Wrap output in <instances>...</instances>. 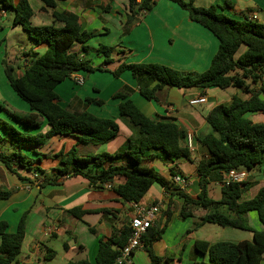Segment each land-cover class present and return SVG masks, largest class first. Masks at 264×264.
Returning <instances> with one entry per match:
<instances>
[{
	"label": "crops",
	"instance_id": "crops-1",
	"mask_svg": "<svg viewBox=\"0 0 264 264\" xmlns=\"http://www.w3.org/2000/svg\"><path fill=\"white\" fill-rule=\"evenodd\" d=\"M140 1L137 0L138 3ZM29 2L35 13L34 24L54 23L52 10L45 8L41 0ZM226 2H229V6H225L220 12L227 16L235 19L256 17L258 22L264 23V0H196L195 3L199 7L208 8L212 5L224 6ZM56 11L76 14L82 29L95 33L87 43L89 52L83 53L94 67L101 66L104 62V58L96 53L100 44L115 47L114 63L107 66L110 71L116 70L125 62L157 63L183 72L201 73L209 69L219 49L218 39L209 30L192 22L187 11L169 0H157L155 7L146 14L131 12L130 0H57ZM128 16L135 18L134 23L128 24ZM46 48L47 45L41 44L30 52L23 51L20 55L23 66L19 67L15 76L21 75L29 65L31 53L41 54L40 51ZM76 49L81 50V46ZM27 54L29 56H26ZM74 76H82L84 85L76 86ZM254 90L257 91L258 87H254ZM120 91L125 93L126 100H131L147 117L155 121H174L183 134L184 146H187L188 135H192L194 139L191 159L182 157L175 162H165L160 152L150 151L145 153L142 160V165L154 169L167 183L165 187L154 183L139 202L160 206V213L152 225L153 228H163L167 214L171 212L170 221L162 237L152 245L154 255L160 259L157 264H198L202 260L209 262L208 255L204 257L197 252V241L210 244L252 241L253 235L249 231L223 228L211 223L198 227L203 216L210 213L218 212L231 219H236L237 215L226 205L214 204L208 209L196 205L188 206L187 212L190 215L183 217L185 203L178 194L182 192L197 200L201 193L197 164L209 159L210 152L201 144L200 139L213 133L212 127L206 121L207 114L220 104L229 105L233 96L247 100L251 95L242 89L222 90L213 87L207 89L203 95L207 98L205 104L192 106L190 102L202 96L197 90L166 87L157 92V100L150 101L142 96L140 84L130 71H125L119 77H114L109 72L74 73L56 88L62 99V106L72 112L88 111L99 118L113 119L119 125L117 135L102 145H77L81 157L102 153L122 154L128 148L130 140L134 148L139 145L142 138L139 129L127 117L120 115L119 104L123 100L115 97ZM87 98L101 100L103 103L88 104ZM244 116L250 127L264 125L263 111L249 112ZM10 122L15 123L12 119ZM17 127L33 134L38 132L19 125ZM47 130L45 126L43 132ZM76 144L74 137L53 138L42 148H23L21 152L33 161L39 157L35 154L36 151L46 154L41 163L33 164V168L40 167L45 171L44 175L54 177L59 159L53 155L61 150L67 153ZM3 146L8 154L18 150L10 141H6ZM112 163L133 164L125 155L107 162L104 166L107 168ZM172 169L176 170L175 176L180 175L188 181L185 189L174 182ZM32 171L18 167L20 178L0 162V190L12 191L10 198L0 201V221L8 223L10 233L17 230L22 218L26 225L25 239L16 264H68L80 260H89L96 264L100 239L110 238L115 230L120 231L129 226L135 217L133 204L124 202L114 191V188L125 183L126 179L116 177L110 183L111 188L104 185L102 189L91 188L82 176L41 185L44 175L38 173L39 179L35 180ZM244 171L246 177L242 182L239 202L254 198L260 189L264 188V154L259 165ZM225 174V171L219 170L209 176L207 192L209 198L214 201L221 199ZM218 189L220 195L216 194ZM74 208L82 209L81 219L68 213ZM247 219L251 228L264 230L257 212H248ZM59 241L63 243V248L54 250V244ZM50 250L55 252L54 258L50 257ZM134 260L136 264H152L145 248L134 254ZM260 264H264V255Z\"/></svg>",
	"mask_w": 264,
	"mask_h": 264
},
{
	"label": "trees",
	"instance_id": "trees-1",
	"mask_svg": "<svg viewBox=\"0 0 264 264\" xmlns=\"http://www.w3.org/2000/svg\"><path fill=\"white\" fill-rule=\"evenodd\" d=\"M41 1L45 8L52 10L54 23L50 25L33 23L35 13L29 0H0V11H14V27H22L37 45H47L43 54L31 53L29 65L18 77L14 75V68L6 65L5 72L12 89L30 108L26 113H11V119L24 129L38 132L33 134L22 131L15 123L0 119V124L6 131V141H10L18 149L11 154L0 150V162L20 178L18 167L33 170L32 175H44L45 171L40 167L33 168V164L41 163L47 155L36 151L35 154L39 157L33 161L21 149L42 148L53 138L74 137L77 144L70 151L65 153L61 150L53 155L59 159L55 176L44 175L41 185L58 183L66 175H70L68 178L82 176L91 188L102 189L116 177H124L125 183L115 187L114 191L124 202L138 203L154 183L164 187L167 184L154 169L142 165L145 153L158 151L165 162H175L182 157L191 159L192 151L182 144L183 134L179 126L172 120L155 121L147 117L131 100H126L125 93L120 91L115 95L123 100L119 104L120 115L127 117L139 129L142 135L139 145L134 148L130 140L128 148L122 154L102 153L81 157L77 145H102L117 135L119 125L113 119L99 118L88 111L76 113L63 107L62 99L56 92L58 85L78 72H109L114 77H119L125 71H130L140 84V93L150 101L157 100V92L166 87L197 90L200 95L213 87L222 90L242 89L251 95L249 99L242 100L233 96L229 105L220 104L206 116L213 133L200 139L201 144L208 148L210 158L197 164L201 188L197 200L182 192L178 194L185 203L183 217L190 215L187 212L188 206L196 205L208 209L214 204L226 205L237 215L236 219H231L218 212L210 213L203 216L198 227L211 223L223 228L249 231L253 235L252 241L240 243L210 244L197 241V252L204 257L209 256V262L202 260L198 264H260L264 255V230L251 228L247 214L250 211L257 212L264 227V188L254 198L239 202L243 183L223 187L219 201L209 198L207 187L212 172L252 170L261 163L264 154V125L250 127L244 115L249 112H264V23L248 17L235 19L220 12L225 6H229V2L224 6L212 5L205 8L197 6L196 0H169L187 11L192 22L206 28L218 39L219 49L209 69L201 73L183 72L157 63L124 62L116 70L110 71L107 66L114 63L115 47L100 44L96 53L104 58V62L101 66L94 67L83 53L89 52L87 43L95 33L83 30L76 14L56 11L57 0ZM156 3L157 0H141L139 3L137 0H130V11L146 14ZM133 21L135 18L128 16V24L134 23ZM56 23L61 25L57 26ZM77 46H81V50L76 49ZM256 86L257 91L254 90ZM96 102L103 103L101 100L86 99L88 104ZM0 107L3 108L1 105ZM45 126L48 130L43 132ZM123 155L133 164L112 163L107 168L104 166ZM171 173L175 176L176 170L172 169ZM11 196L12 191L0 190V201ZM68 213L79 219L83 215L81 208H74ZM170 217L171 212H168L164 227H151L143 237L144 248L148 251L152 264L160 261L154 255L152 245L162 237ZM8 227L6 221H0V264L17 263L26 235L24 218L14 233H10ZM90 230L94 231L92 228ZM130 236L129 225L120 231L115 230L110 238L100 239L96 264H118L117 258ZM50 255L54 258L55 252L50 250ZM68 264L92 263L89 260H80Z\"/></svg>",
	"mask_w": 264,
	"mask_h": 264
},
{
	"label": "rangeland",
	"instance_id": "rangeland-1",
	"mask_svg": "<svg viewBox=\"0 0 264 264\" xmlns=\"http://www.w3.org/2000/svg\"><path fill=\"white\" fill-rule=\"evenodd\" d=\"M7 13L8 15L0 18V105L3 107H0V119L10 122L11 113L28 112L29 106L12 89L5 72L6 65L14 68L15 75L19 67L23 66V59H20L21 53L23 51L30 52L37 45L22 27L16 26L13 28L14 11L8 9ZM45 51L46 49L40 51V53L43 54ZM0 132V147L2 152L7 153L6 148L3 146L6 142V131L1 124ZM220 193V189L216 190L217 195H220ZM54 245V250L63 248L61 241Z\"/></svg>",
	"mask_w": 264,
	"mask_h": 264
},
{
	"label": "built area",
	"instance_id": "built-area-1",
	"mask_svg": "<svg viewBox=\"0 0 264 264\" xmlns=\"http://www.w3.org/2000/svg\"><path fill=\"white\" fill-rule=\"evenodd\" d=\"M7 15L6 10L0 11V18L5 17ZM256 20V17L252 18ZM74 83L76 86L81 87L84 85V78L82 76H74ZM207 102V98L205 96H200L197 99H194L190 102L192 106H198L205 104ZM187 146L192 151L194 150L193 145V136L188 135L187 138ZM70 175H66L63 180L67 179ZM246 177V173L244 169L240 170H230L226 172L223 186H230L233 183H242ZM33 179H39L38 173L33 175ZM174 182L178 183L182 189H185L188 186V181L180 176L177 175L173 178ZM105 187L111 188V184H105ZM133 208L135 210V217L132 218L130 222L131 227V236L127 242V244L121 249L120 255L117 258L118 264H136L134 260V254L144 249V242L143 237L147 233L148 229L152 227L154 221L158 217L160 213V206L158 204H150L145 205L137 202H133Z\"/></svg>",
	"mask_w": 264,
	"mask_h": 264
}]
</instances>
